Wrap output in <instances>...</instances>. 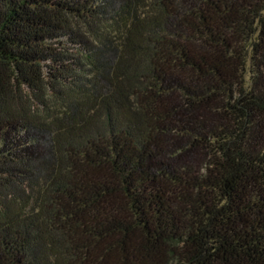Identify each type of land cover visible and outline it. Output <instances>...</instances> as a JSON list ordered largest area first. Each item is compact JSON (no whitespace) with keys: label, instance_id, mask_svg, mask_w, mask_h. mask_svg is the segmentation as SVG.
I'll use <instances>...</instances> for the list:
<instances>
[{"label":"trees","instance_id":"obj_1","mask_svg":"<svg viewBox=\"0 0 264 264\" xmlns=\"http://www.w3.org/2000/svg\"><path fill=\"white\" fill-rule=\"evenodd\" d=\"M0 264H264V0H0Z\"/></svg>","mask_w":264,"mask_h":264}]
</instances>
